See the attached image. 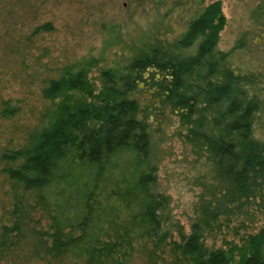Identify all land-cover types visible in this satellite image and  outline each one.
Wrapping results in <instances>:
<instances>
[{"label":"trees","instance_id":"trees-1","mask_svg":"<svg viewBox=\"0 0 264 264\" xmlns=\"http://www.w3.org/2000/svg\"><path fill=\"white\" fill-rule=\"evenodd\" d=\"M263 15L260 2L251 18ZM224 24L220 0H210L171 41L131 47L102 67L97 89L83 57L50 79L43 94L51 104L40 124L25 145L2 155L14 192L2 243L27 234L46 264H132L137 249L152 242L147 263H155L167 239L169 196L158 188L149 123L132 96L148 72L161 107L178 114L181 138L205 157L216 180L204 186L190 232L170 240L173 263L264 264V227L241 243L204 242L210 221L230 218L264 194V138L254 132L256 124L264 128V76L226 64L228 53L216 47ZM40 28H51L50 21ZM119 34L118 24L106 27L102 52ZM239 38L235 47L244 43Z\"/></svg>","mask_w":264,"mask_h":264},{"label":"rangeland","instance_id":"rangeland-1","mask_svg":"<svg viewBox=\"0 0 264 264\" xmlns=\"http://www.w3.org/2000/svg\"><path fill=\"white\" fill-rule=\"evenodd\" d=\"M0 0V236L3 226L12 224L13 181L5 172L9 164L3 153L25 145L29 134L40 124L41 113L51 104L43 94L49 80L63 73L77 58L90 60L87 78L93 88L100 84V69L110 65L131 47L156 40L171 41L187 20L210 0ZM225 24L217 49L226 51V64L236 73L261 72L264 76V15L251 18L253 8L264 0H220ZM50 21L51 28L36 29ZM119 26L118 40L102 52L105 29ZM242 37L244 43L235 47ZM139 82L132 94L140 103V115L149 123L157 164L158 188L169 196L164 222L167 239L156 248L160 257L154 264H174L170 240H181L198 218L196 203L206 194L205 185L216 183L214 171L204 156H197L181 138L185 128L179 116L161 107L150 84ZM158 76V74L156 75ZM256 136L264 128L256 124ZM20 193L21 187L17 189ZM40 216L39 212H32ZM46 218L39 226L45 227ZM264 227V194L244 205L230 218L210 221L204 242L208 247L242 242L250 232ZM3 244L0 237V264H46L34 251L31 239ZM10 237V235H9ZM23 237V236H22ZM16 239L17 236H12ZM137 249L132 264H148L152 242Z\"/></svg>","mask_w":264,"mask_h":264},{"label":"water","instance_id":"water-1","mask_svg":"<svg viewBox=\"0 0 264 264\" xmlns=\"http://www.w3.org/2000/svg\"><path fill=\"white\" fill-rule=\"evenodd\" d=\"M148 70H151V68H148ZM164 73V72H163Z\"/></svg>","mask_w":264,"mask_h":264}]
</instances>
